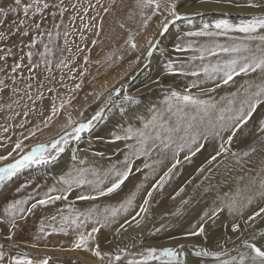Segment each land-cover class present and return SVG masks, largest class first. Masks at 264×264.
<instances>
[{"label": "snow or ice", "instance_id": "6c2138e0", "mask_svg": "<svg viewBox=\"0 0 264 264\" xmlns=\"http://www.w3.org/2000/svg\"><path fill=\"white\" fill-rule=\"evenodd\" d=\"M201 2L212 3L213 0H201ZM110 3L114 4L115 0H110ZM215 3L254 11L250 19L238 26L221 22L211 27L205 25L199 31L184 33V37L188 38H207L209 41L207 43L196 44L192 39L185 41L184 37L175 43L174 51L191 52L193 55L187 58L188 64L181 63L178 69L171 60L164 63L161 75L190 76L196 79L185 84L182 90L170 88L162 100L148 106L147 115L139 113L138 110L128 114V119L137 121L139 126L128 123L127 126L121 125L120 134L112 133L114 141H133L125 145L127 151L123 159L119 161V165L122 166L114 163L106 169L97 168L90 166L86 160L73 156L74 162L71 167L57 178V184L60 187L55 185L49 187L42 198L29 196L27 199H17L8 203L3 209V214L0 215V238L3 240L0 243V264H49V258L38 256L39 244L36 241L41 238L39 235L35 236L32 242L20 239L19 221L26 219V212L32 214L38 207L56 204L57 201L67 202L68 211V215H62L60 218L59 231L67 234L71 229L77 234L71 248L53 249L56 251L88 252L99 261V264H264V231L256 227L257 223L264 224V156H261L258 161L253 159L254 156L264 152V0H242V2L241 0H215ZM96 4L99 5L100 0H96ZM88 7L94 6L89 3ZM135 7L139 10L140 31L147 30L154 20L155 31L152 35L145 37L144 45H138L134 40V34L129 33L127 43L131 50L137 53L134 60L130 61V66L139 64L141 60L151 61L154 52L158 50L157 37L165 38L170 35V25L184 15L178 9L177 0H135ZM69 8L73 10L69 18L70 25L61 33L60 28ZM87 11L88 9L83 8L82 4L72 3V0H68L67 4L65 0H58V2L57 0H13L11 6L0 7V25L6 24L9 15L12 14L13 19L9 24L10 28L12 26L15 28L12 34L28 37L31 31L37 33L26 45L29 49L26 53L28 70L31 73L42 63L46 70L51 72L50 57L53 56V49L49 45L54 44L61 35H63L64 44L68 45L69 35L78 30L72 28L71 23L78 18L81 20L79 26L81 40H86L83 30L95 26L83 23ZM104 11L108 12L109 8H104ZM97 16L99 12L96 16H92L91 20L96 21ZM49 18L55 33L50 29L41 31ZM57 18L60 20L59 23L56 22ZM99 24L102 27V18ZM120 26L124 27L123 24ZM45 35L47 43H44ZM96 35L98 36L99 32ZM5 38V34L0 33V40ZM220 38H224L227 42H219ZM159 42L162 43V40ZM37 43L43 44V51L39 53L40 61L33 64L32 49ZM96 43V40L92 41L93 46ZM142 48L145 50L141 51ZM68 51L71 52V49L69 48ZM77 51L83 52L85 49L77 45ZM11 55H13L12 50L8 48L5 55L0 56V60L6 62L7 57ZM75 59L73 57L71 63H75ZM23 60L24 57L21 56L20 61L11 67L12 75L9 78L13 84L16 83L18 70L24 66ZM197 60L200 61L199 66L189 70L190 64ZM83 61L85 64L89 62L88 55L83 57ZM56 67L63 69L69 67V64L61 58ZM0 71L4 69L0 68ZM83 75L84 73L81 72L80 82L68 88L70 92H77L82 88ZM237 77L243 78L241 82L237 83ZM70 78L75 79V76ZM28 79L32 80L35 77L30 75ZM151 83L161 86L159 78L153 79ZM229 84L234 85L235 90L220 96L219 99L211 95ZM39 87L42 88L44 85L40 83ZM8 88L9 85L5 80L0 79V93ZM31 88L32 84L28 83L24 89L28 99H33L29 91ZM193 89H198L199 92L194 94ZM11 91L15 95L19 90L13 87ZM113 94L120 95L115 90L114 93H109L103 105L87 120L74 121L69 115L62 134L47 143L35 144L25 152L23 141L16 142L12 151L0 155V183L10 180L24 169L56 161L71 141H80L84 133L93 129L94 124L103 118L108 105L116 104ZM203 96L209 98H202ZM38 98H42V93ZM73 98L69 97L58 107L53 100L51 114L43 121L45 128L49 127L52 119L57 117L58 113L65 108V104H70ZM125 102H128L130 106L138 103L137 98L130 95H124L120 105L122 106ZM15 103L19 104V100ZM8 107L11 108V104ZM23 114L28 115L27 112ZM254 118L256 134L253 143L243 152L234 151L231 147L234 139H239L238 134L250 122H253ZM20 127H24V124H20ZM7 130V128L4 129L5 132ZM36 130H40L38 126ZM36 130L31 131V136L36 135ZM257 140L261 145L259 148L254 146ZM214 141L218 143L213 145ZM206 145L212 146V154L209 155L205 164L198 167L196 175L205 174L204 178L208 179L212 172L209 166L213 165V162H219L218 158L223 157L234 158L241 166L243 173L237 176L234 188H229L222 193L218 190L220 185L206 189L209 195L215 191L212 206L199 216V220L192 224L183 236H172L174 243L140 247H137L135 243L123 246L117 244L110 251H102L97 238L101 229L118 224L113 231L116 236H120L133 224L135 228H141L145 217L149 214L153 193L163 189L172 179L178 166L183 161L191 163L193 157L206 149ZM13 153L16 155L14 156ZM153 154H156L159 159L149 163ZM169 154L170 165L158 178L154 179L150 187H146L144 181L151 177L145 174L144 180L136 184L122 200L116 205L105 206L102 212H98L96 207L84 212L74 207L77 201H96L118 194L131 176L142 173L145 169L155 172L154 165L163 164ZM96 155L104 154L96 153ZM244 157L248 159H242ZM137 161H141L140 165L136 164ZM247 164L255 166L245 168L244 165ZM227 183L226 178L222 184ZM186 184H192V179L187 180ZM142 192V202L137 204V197ZM184 192L185 186H180L171 199L182 197ZM30 200L34 202L29 204ZM181 202L186 204L188 201L182 199ZM225 211L233 217L232 222L230 225L222 224L221 227L226 231L210 244V233L206 226L210 221L214 223ZM121 217H123L122 220ZM51 219L56 220V216H52ZM88 223L93 224L90 231H78ZM39 232H45L43 223L40 225ZM52 232H57V229L53 227ZM193 237H199L201 240L193 242ZM132 239L135 240V237ZM25 249L36 250L37 254L33 255ZM189 257L195 259L192 260Z\"/></svg>", "mask_w": 264, "mask_h": 264}, {"label": "rangeland", "instance_id": "374dc122", "mask_svg": "<svg viewBox=\"0 0 264 264\" xmlns=\"http://www.w3.org/2000/svg\"><path fill=\"white\" fill-rule=\"evenodd\" d=\"M65 3L67 4L68 0H65ZM72 3H80L83 5V8L88 9L87 15H85L83 18V23L85 25H95V26L91 27L90 29L83 30V35L86 37V40L82 41L81 32L79 30L81 20L78 18L74 23H71L72 25L71 27L76 28L78 30L75 32H72L69 35L68 45L64 44V40H62V38H59L56 41V43H54V45H49V47L53 49V56L50 57V59H52L51 72H48L42 63L40 64V67L36 68L33 72L30 73L28 70L26 53L29 51V49L26 47V45L30 43L32 37L34 35H37V33H35L34 31H31L28 37H22L19 34H12V32H14L15 30L14 26H12L11 28L9 27V24L11 20L13 19L12 14L9 15L8 22L6 24L0 25V33H4L6 37L5 39L0 40V56L5 55L8 48H11L12 53H13V55L7 57L6 62L4 60H0V68L4 69V71H0V79H4L5 82L9 85L8 89L0 93V109H2L0 110V155H5L4 153L6 151H12L11 149L14 148L15 143L21 140L23 141V150L25 152L30 150V148L34 146L35 144L49 142L51 139H54L58 137L60 134H62L63 126L67 123V119L69 115L71 116L72 120L76 121L75 117H79L81 116V113H83V115L85 116L83 120H87L91 118V116L94 115L95 111H97L103 105L106 97H108L109 95V92L107 94L105 93L104 97H101L100 100H96L97 92H94V90H88L87 88L83 87L85 86L84 85L86 83L85 81L88 78V72L84 68L85 64L83 61V57L85 55H88L89 60L92 61L93 51L100 48L102 41L106 40L107 38L108 39L114 38L113 35L116 32V29L114 27L115 25H112L111 23H108V22L106 23L102 19V27H101L99 24L100 20H97V19L96 21L91 20L92 16H96L97 14L96 12H99V16L100 17L102 16L104 18L103 15L107 13V12L105 13L104 8L110 9L112 7L111 5L113 4H111L109 0H100L99 5L96 4V0H73ZM89 3H91L94 7L89 8L88 7ZM12 4H13V0H0V7H8V6H11ZM106 4H107V7H105ZM132 11H133L132 13L133 15H136V12L139 15V12H138L139 10L133 9ZM69 12L70 14H73L71 8H69ZM250 18H251V13L235 14L234 16H230V17L227 14L222 13L221 17L204 18L203 20L199 22L198 25L190 26V28L186 26L189 23H184V22L182 23L181 20L180 21L178 20L179 22L178 21L174 22L172 25H170V27L174 28L177 24L180 25L181 23L182 25L185 24V28L182 27V29H177L175 33H173V35L170 37V39L171 41H173L174 40L173 37L176 35H179L180 37L176 41V42H179L180 38L184 37L183 31H187V30L196 31L197 30L196 27H200V26L204 27L205 25H208L209 27H211L215 25L216 23H221V22H226L234 26H238L240 23L245 22L246 20ZM121 19L122 20H120V23H123L124 21L125 23H128V26L124 25L123 28L121 26L118 27L119 28L118 31L121 32V37H122L121 41L124 40V43L128 45L127 39H128L129 33L131 32L132 34H134V40L138 38L139 42L143 45V42H145V31L146 30L140 31V28L138 27L140 23V21L138 22V20H140V17L137 16L135 18L136 20L133 19V21H131L132 19L128 17H124ZM50 20L51 18H49L48 22H45V24L42 26L41 28L42 32L45 29L51 28L50 26H47ZM114 20L116 22V18H114ZM185 21L190 22L191 20H185ZM69 25H70V22L67 23V27H69ZM106 27H107V32L105 31ZM178 28H181V27H178ZM136 31L137 32L139 31L138 32L139 34H137ZM97 32H99L98 36L96 35ZM234 35H239V34H234ZM188 39H192L196 44L209 42L207 38L184 37L185 41ZM44 40H45L44 43L48 42L46 35L44 36ZM93 40L97 41L95 46L92 45ZM176 42H174L173 45H175ZM219 42L225 43L227 41L224 38H220ZM77 45H79V47L81 48H84L85 51L78 52ZM42 47H43V44L37 43L36 47L32 49L33 53L34 54L37 53V57H39L40 59L41 57L39 56V53L43 51ZM69 48L71 49V52L68 51ZM191 55H193V53L191 52H175V55L172 58V61L175 63V66L178 69L181 63H184V64L189 63L187 58L190 57ZM21 56L24 57V60H23L24 66H22L18 70V74L16 75V83L13 84L12 80L9 78L12 75L11 67L14 63L20 61ZM73 57L76 58L75 63H71ZM61 58L65 59L66 63L69 64V67H65L63 69L56 67V64L60 61ZM147 63L148 62H146L145 65ZM33 64H35V62H33ZM128 64L130 65L129 61L127 62V65ZM199 64H200V61L198 60L192 62L189 66V70H191L192 68L198 67ZM136 68H138V65ZM81 72L84 73L82 88L77 92H70L68 88L80 82L79 77H80ZM30 75L34 76L35 79L29 80L28 77ZM73 75L75 76V79L70 78ZM193 79H196V78L190 77V76L189 77L174 76L173 78L169 79V81L176 83V81L180 80V81L190 83ZM242 79L243 78L241 77H237L236 78L237 83L241 82ZM28 83L32 84V88L29 89V91L31 92L33 99H28L27 95L24 94V89ZM40 83H42L44 87L40 88L39 87ZM122 85L124 86L123 83ZM181 85L184 86L185 84H181ZM13 87L19 90L17 94L15 95L11 91V88ZM49 89H52V90L50 91ZM106 89H103V91ZM114 90L115 92H119L121 95L123 88L121 87V85H117L116 88L112 89L110 93H114L113 92ZM233 90H235V86L232 84H229V85L223 86L221 89H218L216 93H213L211 95L214 98L219 99L220 96L226 95ZM41 93H42V98H38V96ZM120 95L113 94V100L117 96H120ZM69 97H74V98L71 101L72 103L68 105L65 104V107L68 106V110L64 111V109H62L58 113V116L52 119L49 127L45 128L43 121L46 120L48 116L51 114V106H52L53 100H55V103L58 107L61 102H66ZM204 98L207 99L209 97L207 96ZM17 100H19V104L15 103V101ZM9 104H11V108L8 107ZM124 104L128 105L129 103L125 102ZM109 107L110 105H108V107L105 109V112L108 110ZM91 108H93V110H90ZM63 111L66 114L63 113ZM123 111H124V107L123 108L119 107L116 113L114 114H117V115L122 114ZM24 112H27L28 115L25 116L23 114ZM16 113H20V115H16ZM10 117L12 118L10 119ZM20 124H24V127H20ZM121 125L122 124H120V126L118 127V131L121 130ZM37 126L40 130H36ZM5 128L8 129L7 132L4 131ZM32 130H36L35 136H31ZM255 134H256V124H255V118H254L253 122H250V124L246 126L245 129H243L241 133L238 134L239 139H234V142L231 146L232 149L237 152H243L247 150L248 145L253 143ZM45 135H47L48 137H46ZM26 137L28 138L26 139ZM38 141H41V142H38ZM217 143L218 141H214L213 145ZM254 146L257 148L261 147L260 142L257 140ZM210 154H212V146L206 145V149L203 152L198 153L195 157L192 158L193 160L192 163H194L195 166L201 163L205 164V161L207 160ZM261 156H264V152H261L259 155L254 156L253 157L254 161H258ZM153 157H155V159H159V157L156 154H153ZM242 159H248V158L244 157ZM218 160L219 162H215L216 164L213 163V165H211L213 167L216 166L214 170L212 171L214 173H211V175H209L210 178L206 179L202 183V185L199 187V189H197V191L194 192L193 195L190 194L191 197L189 198L188 202L186 204L184 203V206L182 207V209L179 208L180 210L177 211L178 213H176V215L180 216V215L186 214L187 216H193L194 214H197V217H199L200 215H202L204 211L208 210L206 207L207 200L210 201L211 204H213V200L215 199V191L213 192L212 195H209L205 191L206 189L220 185L218 190L222 193L224 191H228L229 188H234L236 184L237 176L243 174L241 172V166L237 164L236 159L231 158V157H224L223 159L218 158ZM185 162L186 161H183L182 164ZM167 164H168V158L165 159L163 164L156 165L155 167L156 171L153 173V176L151 175L152 177L146 181V187H150L152 185L151 181L162 174L161 169L165 167ZM35 166H40V165H35ZM254 166H255L254 164L244 165L245 168L254 167ZM21 173L22 172L18 173L16 176H14L8 181H4L0 183V187L2 186V184L4 186L7 185V187L4 188L5 189L4 191L3 189L0 188L1 189L0 194L14 189V195L12 198L13 199L15 198V200L27 199L29 198V196L35 197V198H42L44 193L42 192V190L40 191V187H38L39 184L37 183L38 181L40 182V180L37 179L38 181L37 180L35 181L33 177L35 175H30V174L21 175ZM194 173H196V171H194ZM38 175L44 176L45 174L41 173V174H37L36 176ZM143 175H144L143 173H140L141 178L143 177ZM16 177L18 179H15ZM42 178H45V177H42ZM226 178L228 179V183L224 185L222 184V182ZM241 186H242V183H241ZM190 191L191 190H189L186 193L188 194ZM163 192L171 194L170 189H167L166 191H162L161 189L157 192H154L153 197L156 195L154 203L156 205H162L164 208L166 207L170 209L176 208L178 207V205L182 204L181 203L182 199L184 200L189 197V194H188L186 198H184V195L186 194L184 193L182 194V197H177L175 200H172L170 199L172 197V194H171L169 199L162 200L164 197H166L163 194ZM140 199H143V194L139 198V200ZM32 202H34V200H30L29 204H31ZM62 204H64L63 201H57L56 204H50L47 206L38 207L32 214H29L26 212L25 213L26 219L19 221V224L21 223L20 224L21 225L20 239L25 242H32L34 237L39 235L41 238L38 241H36L39 244V247H59V248H65V249L71 248L72 243L76 239V234H77L76 231L69 229L67 234H64V233L58 234L57 232H52L53 227H55L57 230L60 229L61 216L68 215V211L67 212L66 210H64L63 212L60 211L59 208L61 207ZM65 204H67V202ZM224 213H225L224 215L223 213H221L220 216L225 217L227 215V217H230L231 220L233 219V217L229 216L226 211ZM0 215H2V212H0ZM52 216H56V220H52L51 219ZM41 223H43L44 228H45L44 233L39 232ZM169 224L165 225L164 228L169 227ZM78 231H80V229ZM260 231H264V229L263 230L261 229ZM2 242L3 240L2 238H0V243ZM25 250L30 252L33 255L37 254L36 250H32V249H25ZM38 256L41 258H49V264H96V263L87 262L78 256L70 257V256H64V255L44 253L40 251L38 252Z\"/></svg>", "mask_w": 264, "mask_h": 264}, {"label": "bare ground", "instance_id": "6f19581e", "mask_svg": "<svg viewBox=\"0 0 264 264\" xmlns=\"http://www.w3.org/2000/svg\"><path fill=\"white\" fill-rule=\"evenodd\" d=\"M177 2H178L179 11L184 14L180 20L182 21V23L183 22L189 23L188 25H186L188 28H190V26L198 25L199 22L203 20L204 18L221 17L222 13H225L230 17V16H234L235 14H249L254 11L250 9H236V8H232L225 4L217 5L215 3V0H213L212 3H202L201 0H177ZM111 6L112 7L109 9V11L107 13L105 12L106 14L103 15L104 18L102 16L101 17L98 16L97 20H101L102 18L106 23L108 22V23H111L112 25H115L114 27L116 29V32L113 35L114 38L113 39L107 38L108 40L107 39L103 40L100 48L93 51V60L92 61L89 60L90 63L89 62L87 64L84 63L85 64L84 68L88 72V78L85 81L86 82L84 84L85 86L83 87L87 88L88 90H94V92H97L96 100H100L101 97H104L105 93L106 94L108 92L110 93L111 90L115 89L117 85H121V87L123 88L122 93L120 96H117L114 99L116 104L110 105L108 110L105 112L103 118L94 124L93 129L88 133H84L80 141L73 140L72 142H70V144L66 147L65 152L62 153L56 161L50 162L47 165L32 166L31 168H27L24 171H22L21 175H28V174L35 175L33 176L34 180L35 181L37 179L40 180V182L37 180L38 181L37 183L39 184L38 187H40V191L42 190L43 193L47 191V189L49 187H52L53 185H55L56 187H60V185L57 184V178L64 171H66L68 168L71 167L72 163L74 162L72 159L73 156L77 157L78 159H84L88 162L90 166H95L97 168L106 169L111 164H114V163L118 164V166H122V165H119V161L123 159V155L127 151L125 145L133 143V141H114V137L112 136V133L113 132L117 134L121 133V130L118 131V127L120 126V124L127 126L128 123H133L139 126L137 121L135 120L130 121L128 119V114L130 112H132L133 110H138L139 113H143L144 115H147L146 110L148 106L152 104H156L160 100H162L170 88H175L176 90H182L184 86H182L181 84H188V82H184L180 80L176 81V83H173L169 81V79L174 77L173 75H161L163 72V64L168 62L169 60L172 61V58L175 55L176 51H174L173 43L176 42L180 36L179 35L174 36L173 41H171L170 37L173 35V33H175L177 29H182V27L185 28V24L182 25L180 23V25L175 24L176 26L174 28L170 27V35L166 36L165 38L157 37L158 50L154 52L153 58L146 65H145L146 62H143L141 60L139 64L130 66L129 64L127 65V62L134 60L137 53L133 52L130 46L124 43V40L121 41L122 40L121 32L118 31L119 30L118 27H120L121 24L128 26V23H125V21L123 23H120V20H122L121 18L128 17L132 19L131 21H133V19L136 20L135 18L139 16L137 12H136L137 16L132 14L133 13L132 10L137 9L135 7V0H115V3ZM105 7H107V4ZM71 15L72 14H70V12L66 13L64 17L63 25L60 28L61 33H63V31L65 30L64 27H67V23L70 22L69 18ZM114 18H116V22ZM185 20H191V21L187 22ZM139 21L140 20H138V22ZM56 22L57 23L60 22L59 18H57ZM47 26H50L51 28L49 27L48 28L50 30H53V33H55V30L52 29L51 22H49ZM178 27H181V28H178ZM196 28H197L196 31H198V30H201L203 27L200 26ZM105 31L107 32V27ZM154 31H155V20L152 22V24H150L149 28L145 31V37L152 35ZM187 31H183V33ZM138 32L136 31V33ZM60 38L64 40L63 35H61ZM160 40H162V43L159 42ZM135 42L138 45H142L139 42L138 38H136ZM144 44L145 42H143V45ZM51 45H54V44H51ZM144 50H145L144 48L141 49V51H144ZM39 61H40V58L37 57V53H35L33 55V62L38 63ZM137 65H138V68H136ZM157 78L161 80V86H156L151 83L153 79H157ZM122 83L124 84V86L122 85ZM103 89H106V90L103 91ZM198 92H199L198 89H193L194 94ZM124 95H130V96L136 97L138 103L131 105V106L129 104L128 105L123 104L121 106L120 100H122V97ZM204 97H207V96H203L202 98ZM68 104L69 103H66V105ZM119 107L121 108L124 107L123 113L118 114V115L114 114L116 113ZM65 110H68V106L64 108V111ZM90 110H93V108H91ZM64 111L63 113H65ZM84 117H85L84 115L75 117L76 118L75 120L80 121L84 119ZM45 136L48 137L47 135ZM38 142H41V141H38ZM8 152L10 151H6L4 154H7ZM96 153H103L104 155L99 156V155H96ZM13 155L15 156L16 153H13ZM181 156H183V154H181ZM152 160H156L155 157L152 156L151 160H149V163H151ZM170 162H171V157L169 154L168 164L161 169V173L166 169L168 165H170ZM192 162L189 163L186 161L185 163L180 165L178 169L175 170V174L173 175L172 179L164 186L162 191H166L167 189H170L171 194L174 195L175 190H177L180 186H185L184 193L191 190L188 193L189 197L187 199H184L188 201L189 198L191 197L190 194L193 195L194 192H196L197 189H199L202 183L206 180L204 178L205 174H201L197 176L196 173H194V171H196L198 167L203 165V163L195 166V164ZM140 163L141 161L136 162L137 165H140ZM154 167H156V165H154ZM209 167L213 171L216 166L213 167L210 165ZM41 173H44L45 175L42 176L43 175L42 174L41 176L40 175L36 176L37 174H41ZM142 173L144 175L148 174L150 177H152L154 172H152L149 169H145L144 172ZM211 173H214V172H211ZM144 175L141 178L140 173H135L133 176L130 177V180L126 182L122 190L116 195H113L110 197H103L96 201H77L74 207L78 211H81V212L87 211L89 208L96 207L98 212H102L105 206L116 205L120 200H122V198L126 194H128L131 190L134 189V186L136 184L140 183L142 179L144 180ZM42 177H45V178H42ZM15 179H18V178L16 177ZM189 179H192V184H186L187 180ZM153 182L154 180L151 181V184ZM144 183L146 184V181H144ZM5 187H7V185L4 186L2 184L0 188L3 189L4 191ZM142 194L143 192L141 193V195L137 197V201H136L137 204H140L142 202V199L139 200ZM163 194L166 197H164L162 200H167L171 196L170 193L168 194V193L163 192ZM188 194L186 193L184 195V198H186ZM13 195H14V189L0 194V212H2V214H3L4 207L8 203L15 200V198L14 199L12 198ZM155 196L150 202L149 214L145 217L141 228L137 229L135 228L133 224L132 227L128 228L127 232H122L120 236H116L113 231L116 227H118V224H113L109 228L101 229L100 233L97 234V238H98V242L101 245L102 251H110L114 249L117 244L123 246L125 244L135 243L137 247H140L142 245L149 246V245L171 244V243H174V241H172L171 239L172 236H183V234L190 229L191 225L196 223L199 220V217H197V214H194L193 216H187L186 214L180 215V216L176 215V213H178L177 211L180 210L179 208L182 209V207L184 206V203L181 202L182 204L178 205V207L176 208H172V209L167 208V207L164 208L162 205H156L154 203ZM65 203L66 202H64V204H62L59 209L66 210L67 212V204ZM211 206H212L211 202L207 200V204H206L207 209H209ZM224 214L225 213H223V215ZM122 219L123 217H121V220ZM231 222L232 220L230 219V217H227V215L225 217L219 216L214 223L210 221L209 225L206 226L207 231L210 233L209 243L211 244L212 241L217 236H219L222 232L226 231V229H223L221 227L222 224L230 225ZM167 224H169V227L164 228V226ZM92 227H93V224L88 223L85 227L80 229V231L87 232V231H90ZM256 227L258 230L259 229L263 230L264 224L257 223ZM57 233L60 234L63 232H60L59 230H57ZM231 235L234 236L235 234H231ZM133 237H135V240L132 239ZM192 240L193 242H196V241H200L201 238L193 237ZM180 242H184V241H180ZM53 249H59V247H39L40 252L56 254V255H64V256H70V257L78 256L87 262L99 264V261H97L96 258L91 256V254L88 252H83V251H63L62 252V251H56ZM189 259L194 260L195 258L189 257Z\"/></svg>", "mask_w": 264, "mask_h": 264}]
</instances>
